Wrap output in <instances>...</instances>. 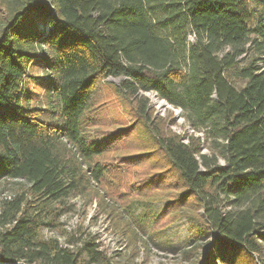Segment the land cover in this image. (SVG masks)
Masks as SVG:
<instances>
[{"label": "trees", "instance_id": "16d2710c", "mask_svg": "<svg viewBox=\"0 0 264 264\" xmlns=\"http://www.w3.org/2000/svg\"><path fill=\"white\" fill-rule=\"evenodd\" d=\"M32 77L44 105L31 103ZM109 77L135 119L95 136ZM142 91L181 108L195 132L171 131ZM136 126L149 142L141 155L166 162L136 189L177 191L157 223L183 213L199 223L212 236L202 264H264V0H19L0 27V183L26 186L2 201L0 264H117L96 233L44 231L76 197L118 215L101 157Z\"/></svg>", "mask_w": 264, "mask_h": 264}, {"label": "rangeland", "instance_id": "374dc122", "mask_svg": "<svg viewBox=\"0 0 264 264\" xmlns=\"http://www.w3.org/2000/svg\"><path fill=\"white\" fill-rule=\"evenodd\" d=\"M18 1L0 0V27L4 17L12 12ZM31 73L35 75L36 79L45 76V71L39 65H35L31 69ZM33 79L32 77L27 82L28 88L32 92L31 103L37 106L44 105L45 85ZM118 85H120V79L112 77L103 79L99 83L98 101L95 109L98 123L89 130L95 136H109L115 127L127 126L135 119L131 104L117 92L116 86ZM148 92L142 91L149 97L155 117L172 119L169 123L171 131L179 135L195 132L186 123L183 114H179L175 107L167 106L164 110L165 107L161 101L156 100V97ZM178 110L181 112L180 109ZM142 133L141 126H136L134 133L118 142L117 147H111L101 157L109 166L105 188L119 202L124 203V207L112 204V208L117 206L116 212L122 217L121 220L118 219V215L109 216L108 211L101 212L96 199L91 201L88 199L89 196L76 197L74 199L75 209L62 214L58 221V227L53 231L47 229L44 234L58 237L63 241L65 230L81 229L96 233L101 248L117 264H124L131 258V264H202L205 261L208 241L211 239L209 238L207 241L210 234L204 231L199 223L191 220L184 213L180 217L163 218L161 223H157V218L167 206L168 200L172 199L177 191L166 190V194H164L156 189L148 194H143L141 188L136 189L141 185L140 180L146 179V175L157 174L166 168V162L161 155H141L148 151L147 147H149V142L142 136ZM153 147L155 146H152L151 149ZM137 153L141 156H138ZM136 154L138 157L135 158L133 155ZM160 174L168 177L172 176L173 172ZM25 186L26 183L22 180L1 181L0 207L2 201L11 198ZM123 192L128 194L121 198L119 195ZM148 197L150 199L146 200ZM128 203H130L129 211L125 210ZM127 223L130 226L126 229V234H122L121 231ZM162 226L167 227L161 228ZM201 232L206 233L201 234ZM258 261L259 259L256 260V262ZM242 262L241 264H256L249 258H244Z\"/></svg>", "mask_w": 264, "mask_h": 264}, {"label": "bare ground", "instance_id": "6f19581e", "mask_svg": "<svg viewBox=\"0 0 264 264\" xmlns=\"http://www.w3.org/2000/svg\"><path fill=\"white\" fill-rule=\"evenodd\" d=\"M148 93H150L151 95L155 96V97H156V100L161 101V104L165 107L164 110H166V107H167V106H169V107L173 106L172 104H170L169 102H167V100L160 98V97L158 96L157 92H155V91H149ZM148 95H149V94H148ZM173 107H175V106H173ZM175 108H176V111H178L179 114H180V113L183 114L181 108H179V107H175ZM177 108L180 109L181 112H180ZM179 114H178V115H179ZM182 114H181V115H182ZM191 129H192V128H191ZM186 142H187V141H186Z\"/></svg>", "mask_w": 264, "mask_h": 264}, {"label": "built area", "instance_id": "2783aa9c", "mask_svg": "<svg viewBox=\"0 0 264 264\" xmlns=\"http://www.w3.org/2000/svg\"><path fill=\"white\" fill-rule=\"evenodd\" d=\"M192 38L194 39V36H192Z\"/></svg>", "mask_w": 264, "mask_h": 264}]
</instances>
